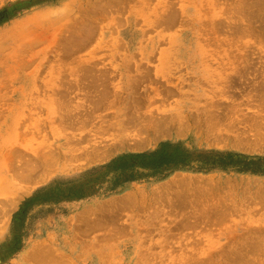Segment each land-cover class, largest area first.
<instances>
[{
	"label": "rangeland",
	"instance_id": "1",
	"mask_svg": "<svg viewBox=\"0 0 264 264\" xmlns=\"http://www.w3.org/2000/svg\"><path fill=\"white\" fill-rule=\"evenodd\" d=\"M0 264H264V0H0Z\"/></svg>",
	"mask_w": 264,
	"mask_h": 264
},
{
	"label": "trees",
	"instance_id": "2",
	"mask_svg": "<svg viewBox=\"0 0 264 264\" xmlns=\"http://www.w3.org/2000/svg\"><path fill=\"white\" fill-rule=\"evenodd\" d=\"M155 163V162H152V164Z\"/></svg>",
	"mask_w": 264,
	"mask_h": 264
}]
</instances>
